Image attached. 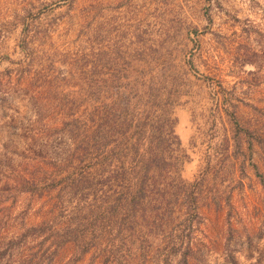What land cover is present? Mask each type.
<instances>
[{
	"label": "rangeland",
	"instance_id": "obj_1",
	"mask_svg": "<svg viewBox=\"0 0 264 264\" xmlns=\"http://www.w3.org/2000/svg\"><path fill=\"white\" fill-rule=\"evenodd\" d=\"M153 116L167 164L152 167L139 239L118 260L252 264L264 250V0H0V264H113L81 229L118 182L108 169L63 179L87 169L91 134L119 142ZM31 226L39 235L17 238Z\"/></svg>",
	"mask_w": 264,
	"mask_h": 264
},
{
	"label": "trees",
	"instance_id": "obj_2",
	"mask_svg": "<svg viewBox=\"0 0 264 264\" xmlns=\"http://www.w3.org/2000/svg\"><path fill=\"white\" fill-rule=\"evenodd\" d=\"M156 109L163 113L164 118L167 116V110L164 107L159 108L158 106ZM155 116L149 122H143L142 119L137 120L134 124V132L126 137L123 136V139L119 142L105 140L109 138L104 132L102 135L91 134L89 141H100L101 144L95 152H87L81 157L83 160L87 158L86 167L90 170H85L84 168L79 171L76 170V175H74L75 172H70L64 176V181L76 184L81 179H89L90 175H96L98 172H104L108 169L107 171L110 175L107 176L106 180L118 182L117 188L106 194L99 204H96L94 208L87 207L86 213L82 217L86 219L87 215L89 219L84 228L81 229V237L87 235L89 240L86 242V245L91 241H95L94 243H99V245L104 243L105 248H111L108 251L111 254L105 258L106 262L109 257H113V264H129L128 258L125 259L124 255H122L123 260H118L120 257L117 254L121 253L128 241L130 243L138 241V236L136 239L132 238V236L136 235V229L132 231L131 228H133V222L135 223L136 220L137 203L144 197L143 190L146 179L154 165L162 169L167 164V156L161 147L163 145V142H161L163 138L157 140L156 143L153 141L152 133L155 132L156 127L154 123L155 119H157ZM87 129L89 128L87 127ZM169 131L172 132L171 127ZM87 145L90 146L91 144L87 143ZM152 146L156 149H153ZM69 157L73 158L72 154ZM116 161L120 163L119 167L110 171V166ZM39 228V226L28 227L17 238H21V241H23L29 235L38 234L35 232ZM14 243V239H11L9 242V244ZM140 245H143V243L141 242ZM89 249L86 246L82 251L87 252ZM164 249L165 252L162 253V260L169 263L171 261V254L175 253L177 248H174L173 245H165ZM247 255H253L250 247L247 250ZM228 257L231 259L232 264H238L233 254H228ZM254 260L252 264H264V250L259 251L258 256L254 257ZM180 261L182 264H188L185 253L182 254Z\"/></svg>",
	"mask_w": 264,
	"mask_h": 264
}]
</instances>
